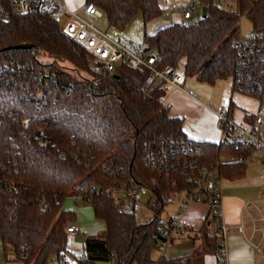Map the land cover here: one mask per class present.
Here are the masks:
<instances>
[{"label":"trees","instance_id":"16d2710c","mask_svg":"<svg viewBox=\"0 0 264 264\" xmlns=\"http://www.w3.org/2000/svg\"><path fill=\"white\" fill-rule=\"evenodd\" d=\"M85 1L118 29L138 14L147 26L164 13L160 0ZM200 1L210 3L205 17L199 12L145 33L144 42L159 53L158 69L185 61L186 78L215 85L239 69L242 15L251 21L254 36L264 40V0H238L239 14L213 0ZM19 44L34 49L2 51ZM41 52L53 62H42ZM90 63L89 52L48 15L31 12L0 22V241L22 264L60 258L68 253L67 228L76 219L62 206L80 196L92 199L88 204L106 233L86 239L85 253L75 257L79 264H172L177 260L155 257L162 232L157 220L139 222L135 211L118 210L103 191L142 185L151 193L150 208L162 214L168 196L190 193L201 172L218 162L222 179L244 178L247 162H221V157L250 159L252 149L190 139L183 121L164 105L167 88L142 90L148 71L121 66L118 79L98 82ZM233 91L245 94L234 80ZM255 97L264 105V87ZM229 105L231 115L233 101ZM40 130L48 137L46 147L36 141ZM43 200L50 213L38 211Z\"/></svg>","mask_w":264,"mask_h":264},{"label":"built area","instance_id":"2783aa9c","mask_svg":"<svg viewBox=\"0 0 264 264\" xmlns=\"http://www.w3.org/2000/svg\"><path fill=\"white\" fill-rule=\"evenodd\" d=\"M215 1L213 0V5L224 8L222 3L218 4ZM164 2L171 3L169 0H164ZM208 5L210 3L204 4L200 0H189L186 1L184 6L175 7V12L184 22L193 19L199 12L202 13V9ZM171 6L173 7V3H171ZM31 12L48 15L61 26L65 35L89 52L91 56L90 70L93 75L99 78L98 82L102 78L114 77L121 66H126L132 70L148 71V75L142 84V90L146 92L158 84L183 89L186 83L187 78L184 68L169 65L164 69L157 68V63L161 57L148 43H137L128 38L110 36L98 29L96 21L102 18L104 13L92 2L86 3L84 6L85 14L93 19L92 22H88L70 10L64 0H0L1 23L9 22L14 16L26 15ZM237 14H239V10ZM237 63L239 69L233 76L236 87L248 96L260 95L264 87V40L254 35L245 39L240 37L237 41ZM208 109L213 110L211 107H208ZM214 112L221 122L222 138L220 144H234L237 150L248 147L252 149L253 153L256 150H264V105H260L248 126L240 125L231 118L229 106ZM36 141L41 147H46L49 143L46 133L42 130L39 131ZM250 159L221 157V162L248 163ZM220 164L218 162L216 168H206L201 172L196 188L190 193L182 194L185 196L182 204L185 208L193 203H205L210 206L216 221L213 237L221 242L218 248L220 263L228 264L226 239L230 228L223 221V179L217 172ZM103 192L113 199L118 210L133 212L139 207L142 197L149 190L142 185H138L136 187L113 188ZM180 196L181 193H175L168 196L167 201L172 203L175 198ZM73 199L78 206L88 204L92 200L89 198L83 200L80 196H75ZM183 207L178 210L175 216H169L165 219L161 213L147 205L153 219H156L162 228L157 244V250L161 256L169 246L175 244V234H184L187 230L182 224ZM51 210V205L47 200H43L38 204L40 213H50ZM238 230L242 232L243 227H239ZM67 232L68 235H76L78 229L73 224L67 228ZM0 264L22 263L15 259L12 249L6 251L0 243ZM49 264H79V261L76 258H71L69 253H65L60 258H53L49 261Z\"/></svg>","mask_w":264,"mask_h":264},{"label":"crops","instance_id":"0c3cea01","mask_svg":"<svg viewBox=\"0 0 264 264\" xmlns=\"http://www.w3.org/2000/svg\"><path fill=\"white\" fill-rule=\"evenodd\" d=\"M64 2L69 9L72 5L74 7L80 5L70 0H64ZM163 3L164 0H160V5L165 10ZM175 21V23L183 22L180 17L175 18ZM175 23L157 19L149 24V26L155 25V27L148 33L154 34L160 28ZM159 24L160 26H158ZM165 87L167 88V95L164 99V105L169 109L172 117L183 121L186 135L198 142L220 143L222 138L221 122L214 111L225 109L228 107L227 104L222 109L214 108L203 99H199L194 92L184 90V87L183 89L168 85ZM197 90L203 98L204 96L207 98V94L201 85H197ZM234 94L232 87L230 102L233 101ZM208 107L213 110L208 109ZM236 107L237 104L233 102L231 118L240 125L246 123L248 126L249 119L257 110L251 112L246 107ZM259 153L255 156L258 157L257 160L252 156L250 162L248 161L244 178L236 181L222 180L223 221L230 228L226 239L228 264H264V173H262L261 168L256 167V162L261 161L264 164V150ZM181 207H183L182 203L179 204L177 211ZM183 209L182 222L186 223L187 232L178 235V239L184 238L188 234H194L191 236L196 241L199 238L198 234H204L206 237L202 235L198 241L200 243L199 249L196 248V241L190 243L177 239V242L169 246L162 256L169 251L170 257H164L168 260H177L172 264H218V249L213 237L216 221L213 218L212 209L202 203H193L187 208L183 207ZM206 223L209 227L207 229L204 228ZM239 227H243L242 232L238 230ZM189 238L191 237L189 236ZM160 257L161 255L158 254L156 259Z\"/></svg>","mask_w":264,"mask_h":264},{"label":"rangeland","instance_id":"374dc122","mask_svg":"<svg viewBox=\"0 0 264 264\" xmlns=\"http://www.w3.org/2000/svg\"><path fill=\"white\" fill-rule=\"evenodd\" d=\"M70 1L77 2L78 4H80L78 7H74V5H72L70 10L74 11L76 15L84 18L88 22L93 21V19L87 16L84 12V5L86 4L85 0H70ZM169 1L173 3V7L171 6V3L164 2L163 5H164L165 10H164L162 17L159 18V20H165L166 22L170 21L171 23H175L176 22L175 18H178L175 12V7L184 6V4L186 3V0H169ZM215 2L218 4L222 3L224 8H226L227 10H231V12L233 13L238 12L237 0H216ZM197 18L199 17L197 16ZM160 24L158 26H160ZM96 27L100 29L101 31L106 32L110 36L124 37L132 41H135L137 43H143L145 33H148L151 29H153V27H155V25L145 26L142 15L138 14L125 28L118 29L116 27L111 26L106 16L103 15L102 18L96 21ZM240 33H241L242 39L249 38L254 35L253 25L246 15H242L240 18ZM38 57L44 63L53 62V58L49 56L48 54H45L44 52H41ZM184 66H185V61H182L180 64V67L184 68ZM65 67H69V66H67L66 64ZM69 70L70 68H67V71ZM89 78L91 77L89 76ZM198 84L203 87L204 92L207 94V98L205 96L203 98L201 93L197 90ZM232 87H233L232 77L225 79V80H220L215 85L200 83L195 78H187L186 83L184 85V90H189L191 92H194L195 95H197L199 99H203L208 104L214 106V108L222 109L224 108L226 104H227L226 106H229L230 100L232 99ZM234 95L235 96H233V102L237 104L236 108L246 107L247 109L251 110V112L256 111V110L258 111L260 107V102L257 98L248 96L240 92H235ZM246 125L247 124L245 123L244 126ZM260 151L262 150H256L252 154L255 160H257L258 158V157H255L256 154H258ZM259 155H261V153H259ZM256 167L261 168L262 173H264V164L261 161L256 162ZM182 194L184 193H181L180 197L175 198L173 202L168 205V207L162 213L163 218L167 219L169 216L171 217L177 214L178 212L177 209L179 207V204L182 203L183 200L185 199V196ZM150 199H151V193L148 192L146 195L142 197L139 207L135 210V214L137 215L138 220L141 223H145V222L147 223L153 219L151 211L147 209V205ZM202 204H205V203H202ZM206 205L209 208V205L208 204ZM62 208L63 210L68 211L72 214H75L76 216L74 225L79 229V232L75 236H70L69 243H68V253L71 256V258L79 257L83 255V253H85L84 247H85L86 239L91 238V237L103 238L106 233V226L102 221L96 218L92 205H89V204L82 205L81 204L77 206L76 202L72 198V199H67L64 202ZM182 224L186 227V223L184 221L182 222ZM213 226L212 228H214ZM204 228L205 229L209 228L207 226V223L204 225ZM186 232H184V234ZM191 235H194V234H191ZM191 235L188 234L186 237L184 238L180 237V239H178L179 237L178 234H175L174 236L175 243L177 242V239L178 241L184 240V241H189L190 243H192L193 241H196L193 239L194 237L192 238ZM198 235H199V238L197 239L198 241H200V239L202 238L201 237L202 235L206 237L204 234H198ZM189 236L191 238H189ZM198 241H196V248L199 249L200 243ZM214 241L219 248L221 244L220 240L214 239ZM155 253H156L155 257H157L158 254L160 255V253L157 251H155ZM164 256L170 257L169 251ZM113 263H114V260L109 261V262H96L95 264H113Z\"/></svg>","mask_w":264,"mask_h":264},{"label":"water","instance_id":"95a60500","mask_svg":"<svg viewBox=\"0 0 264 264\" xmlns=\"http://www.w3.org/2000/svg\"><path fill=\"white\" fill-rule=\"evenodd\" d=\"M206 9L203 8L202 9V16L205 17L206 16ZM34 49V47L30 44H19V45H13V46H9L4 48L2 51H9V50H32ZM115 79H118L119 76L118 75H114Z\"/></svg>","mask_w":264,"mask_h":264}]
</instances>
